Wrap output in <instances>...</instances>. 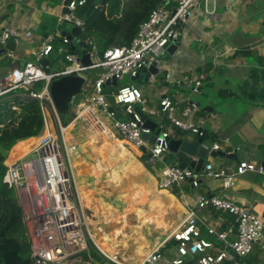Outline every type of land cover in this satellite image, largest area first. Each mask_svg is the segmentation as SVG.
Instances as JSON below:
<instances>
[{
	"label": "built area",
	"instance_id": "2783aa9c",
	"mask_svg": "<svg viewBox=\"0 0 264 264\" xmlns=\"http://www.w3.org/2000/svg\"><path fill=\"white\" fill-rule=\"evenodd\" d=\"M70 1L67 6L68 13H59L57 21L59 24L77 27L81 32L83 24L74 12L85 1ZM214 2L215 0H160L139 26L130 46L110 48L101 58L92 40H82L80 36L69 40L62 38L57 32L56 36L62 39L65 46L60 50L63 61L68 64L64 70L47 74L40 67L39 62L52 51L53 37L47 36L33 51L30 61L4 76L0 83V98L16 90L27 91L36 83H43L41 91H30L28 96L40 102L47 131L25 154L7 163L4 162L6 171L3 183L13 193L21 209L22 239L29 247L30 264L65 263L85 252L90 240L69 159L73 144L70 137H65L64 128L67 125L59 120L51 100L49 94L51 80L63 75H76L85 81L84 73L101 70L91 84L86 102L93 111L104 117L108 125L99 117L100 121L118 138L135 149L146 146L147 166L153 167L157 163H162L164 154L169 151L171 131L159 129L154 143L149 145L142 139V135L150 136L153 131L143 127L140 116L133 108L137 107L147 117L165 119L171 128L200 137L202 136L200 128L192 119L197 107L189 104L178 110V101L164 97L158 101L156 109L149 108L147 99L135 85L116 87L111 95L112 103L109 104L104 87L111 79L118 83L126 77H136L144 66L159 65V57L166 52L164 47L172 44L176 38L177 27L184 25L201 6L203 16L215 18V11L207 7L209 3ZM21 39L22 35L18 31L9 27L2 29L0 56L13 58V52L19 47ZM71 46L84 48L83 52L88 55L89 65L81 62L83 52L80 55L70 53ZM150 77L153 79V76ZM200 87L199 81H193L191 93L198 95ZM73 102L74 100L72 106ZM82 106L83 103L76 105L77 108ZM114 107L124 108L128 118L118 120L115 111L113 109L110 111ZM52 120L55 121L57 134L51 129L48 131V124L50 128ZM203 148L208 150L206 146ZM212 150L218 151L219 147L213 146ZM255 170L264 173L263 167L256 169L252 164L242 162L234 175L241 176ZM159 174L158 187L165 190H171L173 187L180 189L185 184H188L191 190H198L204 179L220 180L222 187L227 189L233 185L234 179V175L215 170L210 161H207L199 172L181 169L178 166H163ZM196 206L201 210H214L235 217L237 222L235 238L229 241L227 232H220L212 225L205 226L191 214L170 234L168 240L136 264H241L240 260L251 255L255 247L264 251V223L255 214H246L224 196L197 194ZM203 227L209 239L202 237ZM167 243H174L170 251L166 249Z\"/></svg>",
	"mask_w": 264,
	"mask_h": 264
},
{
	"label": "crops",
	"instance_id": "0c3cea01",
	"mask_svg": "<svg viewBox=\"0 0 264 264\" xmlns=\"http://www.w3.org/2000/svg\"><path fill=\"white\" fill-rule=\"evenodd\" d=\"M63 2L64 0L51 6L47 0H0V32L9 27L22 35L19 47L13 52V58L0 56V83L9 71L22 67L32 59L33 51L49 36L47 33H40L42 18H57L62 12ZM207 7L215 11V18L203 16V6L195 10L192 17L178 30L174 53L170 55L165 52V57L158 65L159 72L153 79L141 75L138 79L129 80L141 90L149 108L156 109L158 101L164 97L178 101V110L194 104L197 107L192 117L194 124L200 128L202 136L212 137L202 141V145L208 148L206 162H212L217 171L234 175L242 162L252 164L256 169L264 163V0H215ZM72 29V25L66 24L62 31L70 34ZM125 80L126 78L119 82ZM193 81L201 83L198 95L191 93ZM116 87L111 84L104 87L110 103ZM115 108L117 107L112 109L115 111ZM118 108L115 111L116 118L127 119L124 108ZM147 119L158 130H170L173 140L196 139L190 133L171 128L165 119ZM45 129L44 126L43 131ZM34 138L36 137L29 139ZM110 140L114 146H124L132 154L139 155V158L135 155L122 180L129 186L139 184L140 199L145 200L144 209L132 206L136 215L132 213L130 219L137 220L142 228L154 229L151 236L140 231L132 239L154 240L156 245L152 250L168 240L170 234L191 214L205 226L212 225L218 231L221 229V232H227L229 241L235 238V220H225L222 212L197 208V194L224 196L244 211L248 210L261 218L264 223V173L255 170L241 176L234 175L233 185L227 189L222 187L220 180L204 179L200 189L191 190L188 187L187 191H182L180 188L181 193L174 194L171 190L158 189L159 173L163 166H178L179 156L168 151L164 154L162 163L149 167L145 163L146 154L142 155L138 149L129 145L134 153L115 134ZM213 146H218L219 150L213 151ZM10 152L11 150L6 153V163L14 159L10 158ZM211 152H222L230 157L211 156ZM135 164L136 176L127 178V173ZM145 168L151 175L147 174ZM82 184L84 188L87 186L85 190L89 189L86 183ZM130 219L124 217L117 223L123 221L127 225L124 220ZM224 224L226 229L222 230ZM173 226L176 228L172 231ZM114 229L115 226L106 235H111ZM204 232L205 227L201 229V233ZM168 244L171 243L165 246L170 251L172 248L169 249ZM249 256L256 258L257 264H264V251L259 247H255ZM74 258L84 261L83 257L72 259ZM90 261L106 264L95 250L90 253Z\"/></svg>",
	"mask_w": 264,
	"mask_h": 264
},
{
	"label": "trees",
	"instance_id": "16d2710c",
	"mask_svg": "<svg viewBox=\"0 0 264 264\" xmlns=\"http://www.w3.org/2000/svg\"><path fill=\"white\" fill-rule=\"evenodd\" d=\"M84 1L85 3L77 7L74 12L83 24L80 38L82 40H92L101 58L103 53L110 48L130 46L136 37L139 26L148 18L150 12L160 0ZM47 2L49 5L54 6L60 4L62 0H47ZM65 25V23L59 24L55 17L45 16L42 18L40 26L41 35L47 33L53 37L51 53L39 62L40 67L47 74L61 72L68 65L63 61V54L60 53V50L64 49L65 46L62 44V39L56 36L57 32L60 33L64 30ZM69 51L72 54L80 55L84 51V48L82 46H71L69 47ZM122 84L135 85L129 79H126ZM42 88L43 83L39 82L27 91L16 90L0 98V264L31 263L29 247L22 239L21 209L13 193L3 183V177L6 171L4 165L6 153L11 148L10 158L17 151L22 154L25 153L45 132V130L43 131L44 120L40 102L28 96L30 91L39 92ZM72 128V132L76 131V140H81L86 146V131L82 129L81 124L75 122L72 124ZM32 137L36 138L29 139ZM195 137L196 139H201L203 142L207 138H212L211 136ZM20 146H22L21 151L18 150ZM145 170L148 175H151L146 168ZM187 185H183L182 191H187L189 187ZM171 191L174 194L180 193V190L176 187H173ZM119 200L121 199H115L107 203L114 209V214L116 215L122 214L125 208V204L122 201L119 204ZM224 214L225 220L231 218L230 220H233V222L235 220V226H237L235 217L227 213ZM225 229L224 224L222 230ZM219 231L221 232V229ZM201 235L204 238H210L206 232L201 233ZM173 246L174 243L168 244L169 249ZM94 250L106 262L105 258L97 252L90 240H88L87 250L74 257H83L86 262L85 264H89L91 262L90 253ZM240 263L257 264V260L248 256L240 260Z\"/></svg>",
	"mask_w": 264,
	"mask_h": 264
},
{
	"label": "rangeland",
	"instance_id": "374dc122",
	"mask_svg": "<svg viewBox=\"0 0 264 264\" xmlns=\"http://www.w3.org/2000/svg\"><path fill=\"white\" fill-rule=\"evenodd\" d=\"M164 57L165 53L159 57V60L162 61ZM100 72L101 70H94L83 74V77L85 78L83 93L74 99L73 106L71 108V120L72 117L77 118L78 114L82 110L90 108L93 111V108H91V106L86 102V99L91 90L93 80ZM126 79L128 80L129 77H126ZM121 85H123L122 82H119L118 86ZM40 88L41 86L39 87V90ZM79 103H83L81 108L76 107ZM117 110H119L118 107L115 108V111ZM93 112L96 119H104V117L99 115V113L97 114L95 111ZM104 121L107 124L105 119ZM69 124H71V121ZM77 126H79V124H77ZM50 129L57 134V127L54 120L50 122ZM64 129H66L64 132L65 137H70V142L73 144L74 150L72 152L75 155L71 158V165L75 174L78 191L80 196H83V205L86 204L87 206L86 208L84 207V211L88 219L89 230L92 235H96L94 236L96 238L97 236L108 234L113 226L116 228L119 227V231L118 229H114V231L120 232V237L118 239L119 247L117 249H113V252L108 253H111L112 256L120 261L141 260L144 255L154 248L156 242L154 240L149 241L141 239L140 243L136 245L134 241H131L132 237L139 234L140 231L148 236L154 234V229L148 227L142 228V226L138 224L137 220L130 219L131 215H136L134 210H132V206L139 209H144L146 207L145 200L140 199L141 195L139 191V184H132L129 186L122 180L123 174L128 169V166L134 159L135 155L124 146H114L112 144L113 142L110 140L112 138L100 140L96 144L85 146L81 140H76V131L72 132V126H66ZM124 144L135 153L133 148L126 143ZM18 150L21 151L22 146H20ZM23 154L17 151L11 158H18ZM135 154L137 155V153ZM137 157L139 158V155H137ZM83 182L88 185L89 189H86L87 191L85 190L87 186L85 185L84 188L82 184ZM115 199H121L119 200V204L121 201L126 204V209L123 214H120L119 216L114 214V209L107 204ZM124 217L130 219V221L124 220V222H127V225L122 223L123 221L121 223H117L118 220L120 221ZM104 227L107 229L104 230ZM175 228L176 227L173 226L171 230L173 231ZM102 229L104 230L103 232H101ZM111 247L113 248V245ZM102 256L105 258L104 255ZM105 261L106 264H115L108 258H105ZM65 264H85V262L74 258L72 260H68ZM89 264L95 263L90 262Z\"/></svg>",
	"mask_w": 264,
	"mask_h": 264
},
{
	"label": "water",
	"instance_id": "95a60500",
	"mask_svg": "<svg viewBox=\"0 0 264 264\" xmlns=\"http://www.w3.org/2000/svg\"><path fill=\"white\" fill-rule=\"evenodd\" d=\"M70 0H64L63 2V9L62 13L66 14L68 13L67 6L70 4ZM183 25L177 27L176 30V38L170 45H166L164 47L165 51L172 55L176 49L175 43L178 36V30L182 28ZM81 34L80 29L77 27H73L71 30V33L68 34L66 31H61L60 36L62 38H67L71 40L74 37H79ZM46 37V35H44ZM82 54L81 62L84 65H89V59L88 55ZM159 72L158 65L152 64L148 67L144 66L139 74L131 78V80L138 79L141 75H145V77L155 76ZM170 80L168 79L167 82ZM85 81L82 77L76 76V75H63L59 76L57 78H54L51 80L49 84V94L51 97V100L53 102V105L55 107V110L57 112L58 118L61 122L68 124L71 119V108H72V101L79 95L83 93V87H84ZM113 85L117 86V82L115 79H111L110 81L106 82V85ZM134 112L137 113L142 122L144 128H149L153 131L152 135H142V139L146 141L149 144H153L155 137L158 135L159 130L156 128V126L147 119V117L141 113V111L135 107L133 108ZM112 111V108L110 109ZM168 149L170 152L176 154L180 158V163L178 165L179 168L185 169V170H194L196 172L201 171V169L204 167L206 163V155L207 151L202 146V140L201 139H195L192 141L189 140H173L169 139L168 141ZM142 155L146 154V147L141 146L138 149ZM211 156L219 155L222 157L229 158L230 156L227 154H224L222 152H211ZM262 167L264 168V163L262 164ZM246 214L250 213L248 210L245 211ZM232 255H234L232 253Z\"/></svg>",
	"mask_w": 264,
	"mask_h": 264
},
{
	"label": "bare ground",
	"instance_id": "6f19581e",
	"mask_svg": "<svg viewBox=\"0 0 264 264\" xmlns=\"http://www.w3.org/2000/svg\"><path fill=\"white\" fill-rule=\"evenodd\" d=\"M75 122H79L81 124L82 129L86 131V145L96 144L100 140L110 139L114 135V133L103 122H101L100 120L95 118L94 112L90 108L82 110L78 114L77 118H73V120L71 121V124H69L68 127L72 126V124H74ZM49 130H50V128L48 127V131ZM65 130L66 129H64V132H65ZM46 131L47 130H45L44 134L46 133ZM74 155L75 154L73 152H71L70 155H69L70 164H71V158ZM136 166H137L136 164L132 166L130 171L127 173V178H132V177L136 176V174H137ZM71 167H72V165H71ZM138 169H139V167H138ZM72 171H73V169H72ZM73 175H74V181H75L74 172H73ZM75 186H76V190L78 192V199H79L80 209H81V212H82V214L84 216V219H85L87 233H88V236H89L90 240L95 245V247L106 258H108L109 260H111L115 264H136L140 259L136 260V261H123V260L120 261V260H117L114 256H112L111 253H108V252H113V249H117L119 247V240H118L119 237H120L119 236V232L113 231V233L111 235L110 234L109 235L105 234V235L97 236L96 238L94 237L96 235H92L91 231L88 228V219H87L85 211H84L85 204L83 205V203H84L83 196L82 197L80 196V193H79L78 188H77L76 181H75ZM159 190H165V189H159ZM188 214H187V216H188ZM115 229H118V228L115 227ZM101 232H103V229L101 230ZM94 238H95L97 243L95 242ZM131 241H134L135 244L137 245L139 243L140 239L135 238V239H132ZM110 244H113V248L110 246Z\"/></svg>",
	"mask_w": 264,
	"mask_h": 264
}]
</instances>
